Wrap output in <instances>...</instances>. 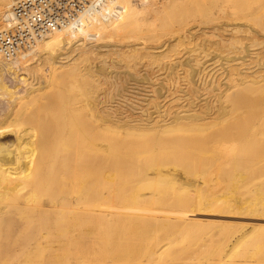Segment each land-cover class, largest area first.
I'll return each mask as SVG.
<instances>
[{"label": "bare ground", "instance_id": "obj_1", "mask_svg": "<svg viewBox=\"0 0 264 264\" xmlns=\"http://www.w3.org/2000/svg\"><path fill=\"white\" fill-rule=\"evenodd\" d=\"M10 1H12V0H0V8L6 2L9 3ZM138 1H140V0H137V2ZM179 1H180V3H179L180 5L177 6V7L174 5L175 7H173L171 5L169 6L168 0H167V2H166V0H162V1L161 0H142V2H143L142 5L143 6H141V9H139V7L137 9V8L134 7V0H90L89 7L87 8V10L84 13H82L78 17V19L79 18L80 19L81 18H86V17L90 16L89 17L90 23L92 21H98V27H93L92 28V30L97 32V33L94 34V36L97 37V42H95L94 44L93 43L92 44H86V43L85 44H81V43L78 44L79 40L76 39L77 41L74 40L75 42L72 44V42H70L72 39L68 38V36L69 35H71V36L75 35V32H74L75 30L73 31V30H70L68 28L64 32H59L65 38H56L57 40H59V41H57V43H61V44H63L62 46H64V45H66V42H70L73 45L72 47H74L73 51H75V52L81 51V52H78V53H80L79 55H81V54L82 55L83 54L86 55V54L89 53V51L93 52L95 55L96 54L100 55L99 56L100 62L97 61L99 63V66L97 64L96 65L97 67H96V69L94 68L95 69L94 70L93 68L91 69L90 65L87 64V66H89V68L92 70L91 71L89 69L90 70L89 71L87 69L89 71V72L87 71V73L91 72L90 74L94 75L95 71H96L97 74L100 75V76H102V74H103V76H104V74H105V76H108V75H110V72L109 73L106 72L108 66H107L106 61H104V58L105 57L107 58V57L115 56L118 59V57H121L120 56V51L117 49L118 44H116V42L111 43L114 40V38H118V35L121 37V40H124L126 42H128L127 40L130 39L131 37L134 38V39L141 40V41L143 40L144 42L150 41L151 38L148 36V33H147L148 31L146 30V26H149V25H146V24H149L150 21H152L151 23H155V22H157L159 20H162L165 23L162 24L160 27H164V28H158L156 26H151L152 27L151 32H159V31H167V30H169L167 34L162 35L161 37H159L158 40H160L162 37L165 38V36H168L169 34H170V36L171 35L174 36V34L181 33L180 31L182 30L183 27L191 25L190 22H189V25H187L188 24V20L187 19L188 18L189 19H193L191 17L192 15H193V17H195L196 15L200 16V20L201 21L203 20L206 23L207 22L209 23V21H210V23H211V19L212 18L214 19L213 15L215 14L214 12H213L214 13L213 15L210 14L211 8L213 10L218 9L219 13L222 12L224 14V9H223V7L221 5L225 6L224 4L228 3L227 5H230V7L232 5L231 8H233L232 9L233 11L231 9L228 10V11H232V13H230V15L228 13V16H233L234 17L233 19H230V20H234L235 19L236 21L238 20L239 23L240 22L243 23L244 22L243 20H245L246 23H249V25H248L249 29H247L245 31L247 32L248 30H250L251 32H253L256 35H259V36L261 35L260 39L262 40V38H263V40H262V42L259 40L260 42L257 41L258 42L257 43L254 40V38L252 39V37H251V38H249L248 41H250V39L253 40V41H251L250 44L247 45V46L244 44L246 46V47L244 46L245 47L244 49L241 48V50H243V52H241L242 56L240 55L238 58L237 57L221 58L224 61H222L221 59L220 60L222 62H226L225 65L227 63H229V62L233 63V65H234L233 70H234L235 66H237V67H239V69H241V71H244L242 74H244L246 72L249 73V71L252 70L253 67L258 68V69L259 68H263L264 69V64L261 63L262 62L261 60H259L260 56H259V58L257 57V59L259 61H261V62L258 61V63H255L254 66H252V64H253L252 60L250 62L249 61L250 59H248L249 57H251L250 54L252 52V50H250V48L251 49H255V47L261 46L262 43L264 44V0H241L242 2H240V0H211L210 6L208 8L204 7V9H200L199 3H200L201 0H179ZM203 1H205V0H203ZM238 1L241 3V5H240V3ZM140 2H139V4H141ZM205 2H207V1H205ZM243 2H244V4H243ZM171 4H172V2H171ZM193 4L195 6L194 7L195 9L192 8V7L190 8V6L193 5ZM137 6H138V4H137ZM191 9H193V10H191ZM198 9H200V10H198ZM213 10H211V13H212ZM7 11H8L7 9H1L0 10V17H1L2 13L8 15ZM225 12H227L226 9H225ZM211 16H213V17L211 18ZM220 16H222V15H220ZM223 16L227 17V15H223ZM4 17H6V16H4ZM197 18L199 19V17H197ZM196 19H194V21H195L194 24L197 22ZM216 20H219V17ZM240 20H242L243 22L240 21ZM191 21L193 22V20H191ZM1 22H2V20H1ZM77 22H78V20H77ZM208 23H207V25H208ZM213 23H214V21H213ZM200 24L202 25L201 22H200ZM200 24L198 23L197 26L200 25ZM236 24H237V22H236ZM202 26L204 27V25H202ZM245 26L247 27V25H245ZM72 27H75V26H72ZM208 27H210V26H208ZM89 28H91V26H89ZM2 29H4V26L1 24L0 25V30H2ZM188 29H190V28H188ZM201 30H202V28H201ZM234 30H235V28H234ZM237 30L234 31V32H237ZM185 31H186V29H185ZM210 31H212V30H210ZM233 31H232V33H233ZM191 32H192V30L190 31V33ZM198 32H200V31H198ZM198 32H196V33L198 34ZM213 33H216V32H213ZM205 34L203 33L202 36H204ZM189 35L190 34H188V36ZM156 36H159V35H156ZM207 37H208V35H207ZM168 38H172V36L171 37L168 36ZM210 38H208V39H210ZM213 38H215V37H213ZM187 39H188V37H187ZM189 39H193V38L190 37ZM49 40H50V42H52L53 39H49ZM183 40H184V38H183ZM108 41H111V42H108ZM179 41L181 43V40H179ZM236 41H238V39ZM43 42L44 41L39 42L24 57H20V58L14 60L11 63H7L8 65L6 66L7 68H5V69H8L10 71H12V70L14 71L16 69V67H17V64L19 65L20 62L21 63L24 62V61L26 62L25 58L27 59L28 56H32V58L34 57L33 59L36 58L35 61L33 62L31 60L32 58L29 59L28 61L31 60L34 64H36L35 66H40L42 63L43 64L46 63L50 67V70H53V72L51 71V73H55V72L57 73V71L59 70V72L61 71L62 73L69 75V78H71L70 81H72L74 83L76 82L77 79H81V80L83 78L85 79V77H83L82 75L83 74H87V73L86 72L83 73V71L82 72L79 71V73L80 72L83 73L82 75H80L81 73L80 74L77 73V70H80V68L77 65H76L77 67H75L74 65L72 66V64L69 65V66L66 65V63L68 61H71V59L69 58L71 56L68 55L69 57H66L67 55L64 54V53H66V50H65L66 47H63L61 49V51L59 50L60 51V52L58 51L59 53L55 52V54H51V53H48V52L46 54H41V53L40 54H36V53H34V51L37 50V49H38L37 52H39V50L40 51L42 50V49H39V46H41ZM204 42H210V41H201L202 44ZM202 44H200V45H202ZM205 44H207V43H205ZM54 45H57V44H54ZM129 46L131 48V44ZM197 46H196V48L194 47L195 48L194 50L192 49L193 51L192 50H190V51L195 52V54L198 57H202L203 63H201V64H206L207 62L214 60V57L210 56L209 53H206L207 51L204 50L202 48V46H200L198 48H197ZM165 47H164V45H162V46L160 45L159 48H156V50L157 49H162V48H164V49H162L160 51H154L155 55H157V57H159L160 55L158 56V54H161L162 52H164ZM70 48H71V46H70ZM127 48H128V46H127ZM130 48H128V49H130ZM260 48H259V50H260ZM66 49H68V48H66ZM135 50H137V49H135ZM138 50H140V49H138ZM262 50H264V48H262ZM43 51H41V52H43ZM184 51H187V50L184 49ZM189 52H185V53L183 52L184 53L183 55L186 54L188 57H186V58L183 57L184 61L179 62L180 65H183V64L189 65L190 64V62H191L190 57H192L191 56L192 54L188 55ZM260 52L258 53L259 55L261 54ZM134 53L136 54V52H134ZM168 54H170V53H168ZM180 54H182V53L180 52ZM237 54H238V52H237ZM256 54H257V52H256ZM64 55H66V56H64ZM136 55H137L136 56L137 58L135 60H133L134 63L136 61L139 62L142 59L144 60V58H151V56L149 57L150 54L146 55V56H144V55L138 56V54H136ZM152 55L155 56L154 54H152ZM177 55H179V53L178 54L176 53V55L174 54V56H176V57H177ZM252 55H254V53H252ZM153 56H152V58H153ZM255 56H257V55H254V58H255ZM61 57H63V58H61ZM95 57H98V56H95ZM86 58H85V60H86ZM254 58H253V60L255 61ZM68 59H70V60H68ZM77 59L80 60V58H77ZM177 59H178V57H177ZM72 61H73V59H72ZM121 61L116 62V60H114L113 63H112L114 66H112V68H114L115 66L119 67L120 65H123V63H121ZM214 61H216V60H214ZM77 62L78 61H76V64H77ZM217 62H215V63H217ZM74 63H75V61H74ZM83 63H86V62L84 61ZM131 63H132V61H131ZM176 63H177V60H176ZM80 64L82 65V63H80ZM128 64H129L128 66H130V63H128ZM197 64L198 63H196V65ZM208 64H210V63H207L206 65H208ZM217 64H218L217 67H220L218 70H221L222 76L224 77V79H226L225 81H227V82H225L226 86H225L224 90H221V91L219 89L220 86L218 87L216 85L217 83L215 84V86L219 89V90L215 89V91L216 90L219 91V93L217 94V100H216L217 104L213 107V106L209 105L208 103H206V100H205V102H203L204 106H203V108H200L199 112L197 111V110H199V109H197L198 108L197 106H192V107L188 106L187 107L185 105L187 107V109H186L185 106L180 105L178 110H177V116L175 117V113L176 112L172 113V114H174V116L171 114L172 117H173L171 122H167V121L161 120L162 116L165 117L166 112L164 114V112L162 110L159 111L157 109H156L157 111H155V112L153 111L152 112L153 115L155 114V116L154 117L152 116V117L156 118V121L154 123H153L154 120L151 121L152 120L151 117H150L151 113L149 112L150 113V115H149V113L147 114L144 110L141 111V115L139 114L140 116H142V117H140V119L138 118L137 120H133V118L132 119L126 118V120H125V118H124L125 121H123V117H118V116L114 117V116H112V113H109V109H103L102 108L105 111H103L104 114H101L102 117L100 118L99 115H95L94 112H93L94 111V106L96 104H98V103L94 104V106L91 108L89 103L91 104L92 102H90V101H92L93 99L91 100V98H89L88 95H90V94L87 95L88 97L86 96V99L84 98L85 100H87V99L90 100V101L87 100V102L84 100V102H86V103H83L84 105L88 103V106H90L89 107V114L87 115L86 112H84L85 116L87 115L86 117L89 119L88 121L91 123V125H90V123H89V125L92 126V128L94 127V129L95 128H99L100 131H102V133L103 132L113 133V134H115V136H118V137H120L121 135H132L134 137H139V138H141V137H146L147 138L148 137V139H149V136H151L150 135V131L153 130V128L155 126V123L160 124L161 122H163V124L161 126H159L160 130L159 129L156 130L157 128L154 129V130H156L154 132L156 134V136H157L158 133H160V135H161V134H168V133H170V134L174 133L175 134L178 131L187 132L186 136H184V137H181L180 135H179V137H176V135H174L175 137H169V135H168L169 139H166V142H168L166 144H168V145L170 144L169 140L172 139L173 143H172V145L170 144L171 146H174V145H177V146L179 145L180 146L181 145L182 147L187 148L185 150L187 152H183L184 154L179 152L180 158H178V155H179L178 152H176L174 150L173 152L177 153V157L173 158L172 155L169 156L165 152L168 156H164V157H161V158H159V156H157L158 158L157 159L155 158L156 160L152 159L154 157L151 156L152 157L151 159L153 161L149 159L150 162L146 161V163H144L145 166L143 165L144 167L137 166L136 165V162H137L136 158H138L139 155H137L138 157L136 155H134V153H137V151L134 150L135 148H132V150H131V147H129V151L131 150L130 151L131 153H129L130 155L127 154L128 155L127 157H124V155H126V154H123V153H126V152H123L122 148L119 149L120 147H118L119 146L118 144H116L118 146H114L113 142H112L111 144L109 143V144H105L104 145L105 142L103 140H101L99 133L98 134L96 132H95V134H93L94 132L90 133L93 129L92 128L90 129L88 127L89 130H91V131H89L87 129V126H89V125L86 126L87 123H85L84 124L85 126H83V123L81 124L79 122V121H81L80 118L79 117L76 118L78 113L74 114L76 112H74V109L73 110L71 109V105L72 104L68 103L69 100H67L68 104L62 103L61 106L59 107L60 108V112H61V113L59 112L60 113V115H59L60 117L59 116L55 117V118L53 117L54 121H53V124L51 125V127H49L50 129L46 130V132L44 130L43 131L44 134H42V135L38 134L39 137H36L35 139L33 137L34 134L32 135V137L34 139L32 144L29 141H27V142L25 141L26 143L24 144L21 141L22 139H20V141H21V143H20L19 141H17L18 139H16V140L14 139L13 134L12 135L9 134V136L13 137L12 138L13 140H11L12 142H9L10 140H8V143H6V145L4 144L3 150L1 149L3 152L1 151V153H0V178L3 181H6V183H5L6 185L2 186L3 188H5V191L2 192L3 190H0V226L2 225V223H1L2 220L8 215H10L9 217L14 216V218H16L19 215H22V217H24V218L26 217L25 219H27L28 221H31L33 219H37V221H38V220L41 219L40 220L41 222H42V220L45 222L46 221L45 220L46 217H47L48 220L54 219V221H56L58 219V217H59V219L62 218V220H64V217L67 216V217H65L67 219L64 220V222L67 221L66 223H64L62 220L60 222H63L64 224L60 223L58 221L59 222L58 224L59 225L63 224L64 228H66L65 224L68 225V233H66L67 237L66 236L65 237H66V239H68L67 243L69 244V247L68 246H67L68 248L65 247L67 252H66V250L64 251V252L67 253V255L65 256L66 258H64L65 262L67 264H92L93 258H94V262L96 261L95 264H117V263H122V262H124L122 264H153L154 262L159 261L163 257H167V255L169 254V251L171 249V244H172V246H174V244H175L174 243L175 241L172 242L168 238L172 239V237L175 236V239H177L178 236L176 237V235H179V234H175V233L177 231H179L178 229L187 228L193 223L192 222L193 220L191 219V217H194V216H192V214H193L192 212L193 211L197 212L200 207H202L203 210H205L204 209L205 207H210V209H213L217 205V203H216L217 199H215L212 196L213 194L212 195H208V193H207V196H206L207 198L202 197L204 191L197 187V189H199V190H201L203 192L198 190L199 193H202L201 197L198 196V193H196L198 197L195 198L193 196L194 194L190 195L189 192H191V190H187L185 186L183 187V184H184L183 180H182L183 181L182 182L183 183L182 186L179 185L180 182H176V180L178 178L175 179V176H174L175 173L173 175L170 173L172 175L171 177H170V174H169L168 177L167 176L165 177L163 175L162 171H161L162 170L161 169L162 166H166V165H170L171 166L172 165L171 166L173 168L172 172L174 171V169H176V166H177V168L178 167L181 168V170L180 169H177V170H179V171L183 170L187 175H192L193 173L196 174V171H198L197 169H195L196 167L200 166L199 168L202 169V170H203V168H205L206 165L203 166V164L200 165V164H196L194 162H191L190 161L191 158L189 160V157H191L193 155L192 154L193 151H191V148L195 149L197 146H199V145H196V143L200 144V142H202V144L204 145L203 142L208 143L209 141H214V139L217 138V137H211V135H209L210 137H208V135H207V137H205L204 135H202V133L200 134V132H203L206 129L208 130L209 127H207V126H209L213 122L212 121L210 123V122H206V121H211V119L220 120V118L221 117L223 118V116H225L226 114H227L226 116L228 117V114L232 116V114H234V113L240 114L238 116L233 115V118L234 119L237 118V121H245V120H250L251 119V121H249V123H247L246 126L243 128V130L241 132H239V133L228 134V133H225V131L224 132L223 131L217 132L218 133L217 136L219 137V139L222 138L225 141V137L224 136L226 135L228 137V139H230L232 144L233 143L236 144V142H237V143H240V145H242V146L244 145L245 146V147H242V148H244V150L241 148L242 152L239 155H237L236 153H232V152H231V154L228 155L227 152H226L227 153L226 154L225 152H222L220 150L222 153H225V154L224 155L222 154L221 156L218 155V156H220V158L218 156H217V158H218V160L219 159L220 160L221 159L222 160L223 159H227L228 161L231 158L232 162L231 161H229V162L231 164L234 163V164L231 165V167L233 165H235L236 163H238L239 161L244 162L245 167L243 165L242 170H244V168H246L245 171H246L247 174L245 173V171L243 172V174H245V175H248V174L251 175L252 174L251 176H253V174H254V175H259L257 177L261 178L260 173L256 174L257 171L254 168L255 167L256 168L260 167V168H257V170L259 172L264 170L263 167L261 168L262 164H264V98L261 96L262 95V91L264 90V73L262 75L260 74L261 76H258V73L261 71V69H260V71L258 73H256L258 77H256L255 73L254 74L250 73V75L251 74L255 75V77H253V78L249 77L250 80H248L247 78H246L247 80L244 79L243 75L241 76L242 78H235L236 76L232 77L227 72V69H231V68H227V69L224 68V64H221V62H219ZM78 65H79V63H78ZM133 65H134V67H136L135 66L136 64H133ZM35 66L31 69L32 71L34 70ZM85 66H86V64H85ZM128 66L125 64V67H124V65H123L124 68H127ZM226 66L228 67L229 64L226 65ZM199 67H200V65H199ZM208 68H209V66H208ZM36 69H37V67H36ZM29 70H26V71H29ZM169 70H170V68H169ZM188 70H190L189 71L190 77L193 78L194 74H195V70H194L193 66H189ZM84 71H85V69H84ZM238 71L240 72V70H238ZM238 71H236V72H238ZM35 72H36V70H35ZM262 72L263 71H261V73ZM29 73H31V72H29ZM32 73H34V72H32ZM114 73L117 74V72H113V70H111V74H114ZM187 73L188 72H186V74ZM159 74H160V72H159ZM232 74H233V72H232ZM235 74L237 75V73H235ZM34 75H36V74L34 73ZM87 75H89V74H87ZM95 76L98 77L97 75H95ZM105 76H104V78H105ZM238 76L239 75H237V77ZM42 77L34 76L33 79L31 78L32 79L31 83L28 81L30 84L27 83L28 84L27 88L25 87L26 88L25 89V92H26L25 95L27 97L28 96L30 97V95L33 96V94H34V96H35V94L36 95L38 94L36 97H38L40 95V91H41L40 85L46 83V81L44 80V77L43 78ZM187 77H189V76H187ZM90 78L92 79V76H90L89 79ZM112 78H113V80H111V79H109V80L114 81V77L113 76H112ZM229 78H230V80H228ZM231 78H234V79H231ZM46 80H47V78H46ZM86 80L89 81L88 79H86ZM86 80H84V82H80L81 84L84 83L82 85L83 88L80 86L81 89H76L77 87H79L78 85L75 87V89L80 91V93L82 92L81 94H84V95H81L78 91H76V92L79 93V94L77 93L78 95H81L80 98H82L83 96L85 97V93H88L89 91H91L89 89V85L91 86V84H90L91 82L90 83L88 82V84H89L88 85ZM117 80H118V77H117ZM93 81H94V79H92V83L94 84ZM176 81H178V80H176ZM228 82L230 83V85H229ZM70 83H69V85H70ZM205 83H207V82H205ZM213 83H215V82H213ZM213 83H211V84L213 85ZM191 84H193V83H191ZM212 85H211V90H214V88H216V87L214 86V88L212 89ZM66 86H68V85H66ZM46 87H44V88L46 89ZM92 87H93V85H92ZM92 87H90V88H92ZM242 87H244V88L240 89ZM69 88H70V86H69ZM72 88L74 89V87H72ZM73 89H72V91H73ZM157 90H156V92H157ZM242 90H245L243 93L248 91V94H249V92H250V94H249V96L243 97V99L239 100L240 99L239 95L242 93ZM195 91H197V90H195ZM95 92H97V91H95ZM193 92H194V90H193ZM204 92H205V90H204ZM216 93L217 92H215L214 94H216ZM21 94H22V91H21ZM159 94H158V98H160ZM75 95H76V93H75ZM151 95H152V93H151ZM221 96L223 97L222 101L224 102L223 99H226L227 102L226 101L225 102L227 104L225 102H224L225 104L221 103V101H220ZM36 97L34 98V100L36 99ZM91 97L94 98L93 96H91ZM197 97H198V95H197ZM19 98H21V97H19ZM22 98H24V97H22ZM31 98H33V97H31ZM31 98L29 100L31 102L30 106L32 107ZM80 98H78V99H80ZM13 100H15V99H13ZM13 100L10 103H13L14 102ZM228 100H229V102H228ZM58 101H60V100H58ZM97 101H100V100H97ZM149 101H151V100L149 99ZM37 103H39V102H37ZM15 104L16 103L11 104L12 108L7 110L4 113V115L0 116V132L1 133H2L5 125L7 127V124L9 123L8 121H9L10 117H12V111L14 112V108L16 107ZM17 104L19 106V102ZM83 104L80 105V108H81V106L85 107ZM101 104H104V103H101ZM177 104H179V103H177ZM157 105H158V107H160L159 103ZM172 105H173V103H172ZM26 106H27V104H26ZM42 108H43V105H42ZM86 108L88 109V107H86ZM29 110H30V108H29ZM34 110H35V108H34ZM82 110H84V109H82ZM240 110H243V112H239ZM17 111H19V110H17ZM20 111H22V109ZM29 112H33V111H29ZM29 112L26 113V116H27V114ZM39 112H40V109H39ZM95 112L98 113L97 111H95ZM82 113H83V111H82ZM100 113H102L101 110H100ZM144 113H146V114H144ZM15 114H16V111H15ZM37 114L38 113H36V115ZM42 114H43V111H42ZM30 115L34 116V113H30ZM71 115L75 116V117L73 116L72 118H73V120L75 118L76 122L79 120L78 121V126L81 124L82 128L86 127L85 128L86 130L85 131L83 130V131L86 133L87 130H88L87 133H89V134L86 133V135H85V133H84L83 135L82 134L78 135L80 130L79 131L76 130V133H78L77 135H76V133L72 134L73 130H70V129H74L77 126H76L75 120H74L75 125H74L73 120H71ZM113 115H115L114 112H113ZM168 115H166L167 116L166 120L169 121ZM17 116H21L20 112H19V115H17ZM28 116H29V114H28ZM37 117H39V115ZM86 117L84 118V120H86ZM143 117H145V119ZM44 118H45V116H44ZM53 118H52V120H53ZM141 118H143V119H141ZM208 118H210V120H207ZM222 118H221L220 121H222ZM11 120H13V118H11ZM19 120H20V118H19ZM36 120H37V118H36ZM42 120H43V118H42ZM218 120H216V123L218 122L220 125H221L222 122L224 123V121L219 122ZM115 122H117V123H115ZM218 123L216 124V126L219 125ZM12 124H14V123H11V121H10V124H9L10 127H14V125L11 126ZM71 124L74 125V128H73V125L71 127L69 126ZM214 124H212L213 126L211 125V128L215 126ZM39 125H41V124H39ZM231 126H234V124L231 123ZM6 127H5L4 130H6ZM79 128L81 129V127H78V129ZM7 129L9 130V128H7ZM222 130H224V129H222ZM4 132L6 133L8 131H4ZM194 133H196V135H194ZM40 134H41V132H40ZM155 134H154V136H155ZM187 134H189V135H187ZM14 136H16V135L14 134ZM41 137H43V138H41ZM27 138H26V140H27ZM157 138H153L152 140L149 139L150 142L152 141L151 143L150 142L146 143L148 140L145 142V144L142 143V146H141V148L139 150H144V151H146V150L148 151L149 150V152H150L151 149H155L157 146H159V143L161 141H163V139L160 138V140L161 139L162 140L160 142L159 141L156 142ZM154 139H156V140H154ZM219 139L217 138V140H219ZM158 140H159V138H158ZM221 140H219V141H221ZM142 142H143V140H142ZM22 143L27 148H25V146ZM27 143L31 144V145H28V146H30V149L28 148ZM38 144H40L41 146L38 145ZM73 144L75 146H77L78 144L79 145L82 144V146H84V147L80 146V148H77ZM194 145L196 146L195 148H193ZM73 146H74V148H73ZM179 146H178V148L180 149L181 147H179ZM200 146H201V144H200ZM161 147H163V146H161ZM202 147L204 148V146H202ZM202 147H199L198 150L201 151L200 148H202ZM72 148L74 150L77 148L76 152H79L78 155L83 153V152L80 153V151H79L80 149L85 152V149L83 150L82 148H86V152L89 150L88 152H94V153H96V155H95V157H93V159L92 158H87V159L83 158V160H82L81 158L84 156V153H83L82 157H80V155L77 157V155L75 156L76 152H74L75 154L72 153L73 152ZM174 148H176V147H174ZM188 148H190V149L188 150ZM227 148L228 147H226L225 149H227ZM171 149H173V148H170V150ZM213 149H212V151H213ZM228 149H231V148H228ZM235 149L237 150L238 148H235ZM235 149H233V151ZM24 150L25 151L28 150V151L26 153H24L23 152ZM120 150H122V151H120ZM195 150H197V148ZM195 150H194V153L196 152ZM209 150L210 149H208V151ZM217 150L218 149H216L215 151H217ZM245 150H246V153H243ZM144 151H142L143 154H144ZM182 151H184V150H181V152ZM199 151H198V154H199ZM208 151H206V153ZM224 151H226V150H224ZM20 152L23 153L22 154L23 156H24V154L27 155V157L26 158L24 157V159H23V156L20 155ZM175 153H173V154H175ZM203 153H202V155H204ZM18 154H19V157L22 158L23 160L19 159V157L17 156ZM169 154H170V151H169ZM196 154H197V152H196ZM134 156H135V158H134ZM160 156H162V155H160ZM205 156H208V155H205ZM228 157H229V159H228ZM78 159L81 160V161H79ZM204 159H205V157H204ZM216 161H215V164H216ZM199 162L202 163L203 161L201 160ZM207 162H209V161H207ZM230 163L227 164V162H226V164L229 165V166H230ZM207 164H209V163H207ZM240 164H241V162H240ZM257 164H259V165H257ZM212 165L214 166L213 163H212ZM212 165H211V167L209 166L210 169L213 167ZM236 165H238V164H236ZM133 166H134V168H137V169L139 167V169L141 168V170H139L137 172V175H135V177L133 178L132 181L128 182L127 175L132 173V172H134L132 170V169H134V168H132ZM135 166H137V167H135ZM158 166H161V167H159L161 170L160 169H155V167H158ZM170 166H167L165 168L163 167V169L169 170ZM201 166H203V168ZM215 166H216L215 168H217V164ZM226 167L227 166H225L224 168H226ZM220 168H222V167H220ZM239 168H240V166H239ZM218 169H219V167H218ZM215 170L217 171V169H215ZM230 170H232V169H230ZM239 170H241V168ZM224 171L227 172L228 169H226ZM221 174H223V171H222ZM229 174H232V173L229 172L228 175ZM234 174L235 173H234V169H233V174L232 175H234ZM243 174H241V176ZM228 175L226 176V174H224L223 177L225 178V176H226L225 179H228ZM183 176L185 177L186 175H183ZM194 176H196V175H194ZM194 176H192V178ZM210 176H212V175H210ZM237 176H239V175H236V178H237ZM196 178H193V179H196ZM181 179H182V177H181ZM186 179H184V180H186ZM210 179L212 180L211 177H210ZM216 179H220V178H216ZM233 179H235L234 176H233ZM202 180H203V178L201 179V181L200 180L199 181L202 182ZM214 180H215V178H214ZM187 181H186V184H188ZM206 181L209 183V178ZM206 181H203V182H206ZM207 182H206V184H207ZM220 182H219V184H221ZM253 182H255V181L253 180ZM257 184H260V183H257ZM217 185H214V187L216 188ZM203 186H201V187H203ZM254 186L252 185V187H254ZM204 187L202 189H204ZM191 188H192V185H191L190 189ZM17 189L20 190V191H18V192H20V198L17 197V196H13L14 198L16 197V199L12 200L13 204H11L10 202H8L7 198H5V197H7V195H9V196L12 195L15 191H17ZM188 189H189V187H188ZM197 189L194 188V190H197ZM209 189L207 188L206 190H208V191L213 190V189H210V190ZM221 189H223V188H221ZM9 191H10V193H9ZM216 191H210V193L211 192H216ZM18 192L16 193L17 195L19 194ZM192 192H193V190H192ZM231 192H233V191H231ZM248 192H247V194H248ZM255 192H256V189H255ZM255 192L249 193V196H250V194H252V196H253L255 194ZM222 193H223V191H222ZM252 196H250V197H252ZM219 197L222 199L223 196L222 197L219 196ZM225 198H227V197H225ZM224 199L222 201H226ZM232 200H234V199H232ZM152 202H158L159 204H157V205L160 208L154 209V210L153 209H151V210L146 209V205L148 203H152ZM215 203H216V205H214ZM239 203L242 204L240 201H239ZM240 204H238V205H240ZM65 209L68 210V212L65 211L67 214H65V216L62 217L60 214H64L65 212L64 213H62V212ZM210 209L206 208L205 212L207 210H210ZM201 213L203 214V211H201ZM207 213L209 214V211H207ZM207 213L205 215L204 214L203 215L206 216ZM196 214L199 215L200 213L199 214L196 213ZM222 214L224 215V213H222ZM223 215H222V217H223ZM240 215H241V213H240ZM224 216H228V215L225 214ZM22 217H20V219H22ZM18 219H19V217H18ZM195 220H198V219H195ZM200 221H204V220L201 219ZM210 221H212V220H210ZM210 221L208 220L207 224ZM48 222H46V224ZM205 222H206V220H205ZM215 222H216V220H215ZM55 223L57 224V222H55ZM199 223H200L201 226L203 225V223L202 224H201V222H199ZM199 223L197 222V223H193V224H195V226H196V224H197V226H200ZM224 223H227V221L224 222ZM231 223H233V222H231ZM235 223H237V222H235ZM43 224H45V223H41V227L45 226V225L43 226ZM207 224H205V225L207 226ZM211 224H210V226L208 225L209 227L213 226V227H211V229L217 228V227L214 226L215 225L214 223L211 222ZM218 224L221 225V223H218ZM238 224L239 223H237V226H239ZM243 224H245V223H242V225ZM63 225H61V227ZM223 225H225V224H223ZM247 225L249 226V224H247ZM255 225L253 227H255ZM228 226H229V228H228ZM228 226L226 224V230L229 231L230 225L228 224ZM234 226L232 225L233 228H234ZM250 226H251V224H250ZM88 227L90 228V231H91V229L94 230L93 228H95V230H94L95 235L94 234H90L91 237L90 236L88 237L89 234L85 235L84 231ZM176 227L177 228L180 227V228L177 229ZM253 227H251V229L254 230L255 228H253ZM49 228L46 227L45 229H43L41 231L45 232V230H46L45 235L48 236V234L50 233V230H51V228L50 229ZM150 228H153L151 230H154V232H151L150 230H148L147 233L149 232V234H146V235H149V236H145L144 237L143 233H141L143 235L140 236L141 235L140 232L142 231V229H145V231H146L147 229H150ZM155 228H158L159 231L158 232L155 231ZM243 228H245V226ZM257 228H258V226H257ZM259 228H260L261 232L262 231L264 232V228L263 227L261 228L259 226ZM58 229H59V232H60V230H62V232H60L61 234H63V231H65V229L63 230L62 228H60V226H57V231H58ZM217 229H221L220 226ZM237 229L238 230L233 229L232 231H229V232H232V233H229V234L227 233L225 235H223L221 233V231L223 232V230H220V232L217 231V233H219L217 235L218 238L222 240V238L224 237L223 239H225L224 240L225 242L224 241H223V243L221 242V244H224V245L220 244L221 248H220V245L218 247V244L220 243L221 240H218V242H219L218 243L216 241V238H214L216 233L214 234V236H212V237L209 236L208 239L206 241H204V242H207V241H210L209 240L210 238H213L212 241H210V242L211 243H213V242L216 243L217 242L216 244H214V243L212 244L213 246L214 245L217 246L216 249H214L212 252L209 251V249H210L209 245H211V243L206 245V247H205V244L203 245V247H205L206 252H207V250L209 252H211L210 254L208 252L207 256L208 257H213L212 261L215 262L216 264L226 263L227 260L229 259V257L232 256L231 253H233L234 249L237 246H239L242 242H245V240H246L245 238L246 237H247V240H249L252 237V235H253V234H251L252 232L256 233L255 231H253L251 229H250L251 231H249V229H248V231L246 230L247 232L244 231L245 229H243L244 232H242V230H239V227H237ZM261 229H263V230H261ZM57 231H56V233H59ZM87 231H88V233H90L89 229ZM145 231L143 230L142 232H145ZM228 231H226V232H228ZM65 232H67V229H66ZM226 232H224V233H226ZM51 233L54 234V232H51ZM159 234H161L162 240L164 239L163 241H165V240H166L165 242L168 241L167 244H165L161 240H160L161 242L159 243V239L161 238L159 236ZM173 234H175V235H173ZM221 234H222V238L219 237V235L221 236ZM56 235L58 236V234H56ZM249 235H250V237L248 238ZM57 236H55V237H57ZM59 236L61 237L62 235H59ZM93 236H95V237H93ZM169 236H171V237H169ZM217 236H215V237H217ZM65 237H63V238H65ZM57 238H58V240L61 239L59 237H57ZM63 238H62V240H63ZM45 239H46V237H44V240ZM50 239H52V238H50ZM53 239L55 241L56 238L53 237ZM226 239H227V241H226ZM54 241H52V243ZM55 242H58V241H55ZM64 243H66V242H64ZM161 243H164V244H162L163 246L161 245ZM51 247H53V246L51 245ZM207 247H209V249H206ZM65 248H63V249H65ZM196 251H197V254L199 255L198 250H196ZM195 252H194V254H196ZM206 252L204 251L202 254L206 255ZM37 253H38V251H37ZM37 253L35 252L34 256H38ZM39 253H40V255L38 257H40V256L43 257V254L41 255V253H44V250H42ZM55 254H57V253H55ZM203 256L204 255L201 256V254H200V257H203ZM96 257H98V260H96ZM215 257H216V259H214ZM240 257H249V256L242 254ZM10 264H12V262H10ZM13 264H15V263H13Z\"/></svg>", "mask_w": 264, "mask_h": 264}, {"label": "rangeland", "instance_id": "obj_2", "mask_svg": "<svg viewBox=\"0 0 264 264\" xmlns=\"http://www.w3.org/2000/svg\"><path fill=\"white\" fill-rule=\"evenodd\" d=\"M15 1V0H14ZM13 0L12 1H10L9 3L8 2H6L4 5H2V7L0 8V10L1 9H7L8 11H7V14H9V12H10V8H11V6H12V4H13V2H14ZM136 1V2H135ZM141 1V2H140ZM140 1H138L137 2V0H134V7L135 8H137L138 9V7H139V9H141V6H143L142 4H143V2H142V0H140ZM162 1V0H161ZM177 1V2H176ZM205 1H207V2H205ZM205 1H203V0H201L200 1V3H199V5H200V9H204V7L205 8H208L209 6H210V2H211V0H205ZM139 2L141 3V4H139ZM166 2H167V0H166ZM171 2H172V4H171ZM239 2V1H238ZM240 2H242L241 0H240ZM239 2V3H240ZM180 1L179 0H168V4H169V6L171 5V6H173V7H177V6H179L180 4ZM203 3V4H202ZM205 3V4H204ZM137 4H138V6H137ZM228 3H225L224 5L225 6H223V5H221L222 7H223V9H224V14L222 13V12H220L219 13V10L218 9H216V10H213L212 8H211V10H213L212 11V13H211V10H210V14L211 15H213L214 13V19L212 18L213 16H211V23H210V21H209V23H208V25H207V23L206 22H204L203 20V22L200 20V16H195L196 18L197 17H199V21L195 18V17H193V15L191 16L193 19H187L188 20V24L187 25H189V22H190V26H186V27H183L182 28V30L180 31L181 33H178V34H174V36L173 35H171L172 36V38H168V36L169 37H171L170 36V34L168 35V36H165V38L164 37H162L160 40H158L159 39V37H161L162 35H165V34H167L168 33V31L169 30H167V31H159V32H151V29H152V27L151 26H156V27H158V28H164V27H160L162 24H164L165 22L164 21H162V20H159V21H157V22H155V23H151L152 21H150L149 22V24H146V25H149V26H146V30L148 31L147 33H148V36L151 38L150 39V41H146V42H144L143 40L141 41V40H138V39H134V38H130V39H128L127 41L128 42H126V41H124V40H121V37L118 35V38H114V40L111 42V41H108V42H111V43H114V42H116V44H118V47H117V49L120 51V56L121 57H118V59H117V57H115V56H111V57H105L104 58V61H106V63H107V70H106V72H110V75H108V76H105V74H104V76H105V78H104V76H103V74H102V76H100V75H98L97 74V72L95 71V74L94 75H92V74H90V73H87V71L91 68H95L96 69V65L98 64V66H99V63L98 62H100V59H99V56L100 55H95L93 52H90L89 51V53L88 54H81V55H79L80 53H78V52H81V51H78V52H75V51H73V48L74 47H72L73 45V43L75 42V41H77L76 39H78L79 40V43L78 44H94L95 42H97V37L96 36H94V34L95 33H97L96 31H94V30H92V28L93 27H98V21H92L91 23H90V19H89V17L90 16H88V17H86V18H79L78 19V22H76V24L75 25H73V26H75V27H70L69 29L70 30H75L74 32H75V35H73V36H71V35H69L68 36V38H71L72 40L70 41V42H72V44L70 43V42H66V45H64V46H62L63 44H61V43H57V41H59V40H57L56 38H65V37H63L60 33H55V34H53V35H51L49 38H47L46 40H43L44 42L42 43V45L41 46H39V49H42L41 51H43V52H41L40 50H39V52H37V50H35L34 51V53H36V54H46L47 52L48 53H51V54H55V52L56 53H59L60 51H61V49L63 48V47H66V48H68V49H66L65 48V50H66V53H64V54H66V55H64V56H66V57H69V56H71V57H69L70 59H71V61H72V59H73V61L71 62V61H68L67 63H66V65H71L72 64V66L74 65L75 67H79L80 68V70H77V73H79V71H83V73H87V74H89V75H87V74H83V73H79L80 75H82L83 77H85V79L83 78L82 80L81 79H75L76 80V82L74 83V82H72V81H70V79L71 78H69V75H67V74H64V73H62L61 71L59 72V70L57 71V73L55 72V73H51V71L53 72V70H50V67L46 64V63H42L40 66H35L36 64H34L33 62L35 61V59H33L32 58V56H26L27 57V59L25 58V60H26V62L24 61V62H20L19 63V65L17 64V67H16V69L13 71H10V70H8V69H5V68H7L6 66L8 65L7 63H5V62H3V61H1V59H0V116H2V115H4V113L7 111V110H9V109H11L12 108V105L11 104H14V103H16L15 104V108H14V112L12 111V117H10V119H9V123L7 124V127H6V125H5V127H6V130H4L5 129V127H4V129H3V131H2V133L0 132V153H1V151L3 150V148H4V144L6 145V143H8V140H10L9 142H12L11 140H13L12 138L14 137V139L16 140V139H18L17 141H19L20 143H21V141L25 144L27 141H29L31 144L33 143V140L36 138V137H39V135H42V134H44V130H45V132H46V130H48V129H50L49 127H51V125L53 124V121H54V118L55 117H58L59 115H60V106H61V104L62 103H66V104H68V103H71L72 105H71V109L73 110L74 109V112H76V113H74V114H77L78 113V115H77V117L76 118H80V120L81 121H79L81 124L83 123V126H85L84 124L85 123H87L86 124V126L87 125H89V119L86 117L88 114H89V107L91 106V108L94 106V104H96V103H98V104H96L95 106H94V114L95 115H99V117L101 118L102 117V115L101 114H104L103 113V111H105V110H103V109H109V113H112V116H114V117H123V121H125L126 120V118H130V119H132L133 118V120H137L138 118L140 119V117H142V116H140L141 115V111H145L147 114L150 112L151 113V121H153V123L156 121V118H153L154 116H155V114L153 115L152 114V112L154 111H157V110H162L163 112H164V114H165V112H166V115H168V117H169V121L168 120H166V118H167V116L165 115V117H163L162 116V118H161V120H164V121H167V122H171L172 121V115L174 116V114H172V113H175V117L177 116V110H178V108H179V106L180 105H182V106H197L198 108L197 109H199V110H197L198 112L200 111V108H203V106H204V103L203 102H205V100H206V103H208L209 105H211V106H215L216 104H217V94L219 93V89H220V91L221 90H224V88H225V82H227V81H225L226 79H224V77L222 76V73H221V70H218L220 67H217V63H219V62H221V64H224V68H231V69H227V72H228V74H230L232 77L234 76H236L235 78H242L241 76L243 75V77H244V79H248V80H250V78H253V77H255V75H256V77H258V76H261L263 73H264V69L263 68H255V67H253L252 68V70H250L249 71V73H244V74H242L244 71H241V69H239V67H237V66H235V68H234V70H233V67H234V65H233V63H231V62H229V63H227L226 65H228L229 64V66L227 67L226 65H225V63L226 62H222V61H224V60H222L221 58H228V57H239L242 53L241 52H243V50H241V48L242 49H244L247 45H249L250 44V42L251 41H253V40H251L250 39V41H248L249 40V38H251L252 37V39L254 38V40L257 42V41H261L262 42V40H263V38H262V40L260 39L261 37V35L259 36V35H256V34H254L253 32H251L250 30H248L247 32L245 31V30H247V29H249L248 28V25H249V23H246V21L245 20H240V21H242L243 23H239V21L237 20H230V19H233L234 17L233 16H228V13H229V15H230V13H232V9L233 8H231L232 7V5H231V7H230V5H227ZM243 4H244V2H243ZM242 4V5H243ZM140 5V6H139ZM175 5V6H174ZM205 5V6H204ZM240 5H241V3H240ZM229 6V7H228ZM194 8L195 6H194V4L193 5H191L190 6V8ZM199 7V6H198ZM197 7V8H198ZM202 7V8H201ZM189 8V7H188ZM195 9V8H194ZM200 9H198V10H200ZM225 9L227 10V12H225ZM229 9H231L232 11H228ZM191 10H193V9H191ZM203 11V10H202ZM214 12V13H213ZM199 13V12H198ZM217 13V14H216ZM219 13V14H218ZM226 13V14H225ZM8 16V15H6V14H4V13H2L1 14V17H0V23L4 26V22H5V19H6V17H4V16ZM219 15V16H218ZM220 15H222V16H220ZM223 15H227V17L226 16H223ZM92 17V16H91ZM190 17V18H191ZM219 17V20H216L217 18ZM224 17V18H223ZM226 17V18H225ZM231 17V18H230ZM221 18V19H220ZM223 18V19H222ZM92 19V18H91ZM194 19H196V23L194 24ZM1 20H2V22H1ZM191 20H193V22L191 21ZM229 20V21H228ZM213 21H214V23H213ZM217 21V22H216ZM192 22V23H191ZM200 22L202 23V25H204V27L200 24ZM224 22V23H223ZM236 22H237V24H236ZM151 23V24H150ZM200 24V25H198L197 26V24ZM206 23V24H205ZM246 23V24H245ZM0 24V25H1ZM216 24V25H215ZM247 25V27L245 26V25ZM195 25V26H194ZM227 25V26H226ZM89 26H91V28H89ZM194 26V27H193ZM206 26V27H205ZM208 26H210V27H208ZM215 26V27H214ZM245 26V27H244ZM198 27V28H197ZM213 29H212V28ZM217 27V28H216ZM223 27V28H222ZM225 27V28H224ZM250 27V26H249ZM4 28H5V26H4ZM188 28H190V29H188ZM201 28H202V30H201ZM234 28H235V30H234ZM185 29H186V31H185ZM207 29V30H206ZM234 31H236L237 29V32H234ZM192 30V32L190 33V31ZM210 30H212V31H210ZM196 31V32H198V31H200V32H198V34L196 33H194V32ZM209 31V32H208ZM232 31H233V33H232ZM239 31V32H238ZM186 32V33H185ZM205 34L204 36H202V34L203 33ZM213 32H216V33H213ZM241 32V33H240ZM194 33V34H193ZM223 33V34H222ZM247 33V34H246ZM188 34H190L189 36L191 37V38H193V39H189L190 37L188 36ZM246 34V35H245ZM156 35H159V36H156ZM207 35H208V37H207ZM130 36V35H129ZM195 38H194V37ZM256 36V37H255ZM167 37V38H166ZM180 37V38H179ZM187 37H188V39H187ZM211 37V38H210ZM213 37H215V38H213ZM239 37V38H238ZM183 38H184V40H183ZM200 38V39H199ZM208 38H210V39H208ZM256 38V39H255ZM49 39H53L52 40V42H50V40ZM116 39V40H115ZM238 39V41H236ZM75 40V41H74ZM171 40V41H170ZM179 40H181V43H180V41ZM248 42H247V41ZM160 41V42H159ZM201 41H210V42H204L203 44L201 43ZM216 41V42H215ZM245 41V42H244ZM259 41V42H260ZM89 42V43H88ZM136 42V43H135ZM148 42V43H147ZM198 42V43H197ZM219 42V43H218ZM241 42V43H240ZM247 42V43H246ZM160 43V44H159ZM205 43H207V44H205ZM238 43V44H237ZM240 43V44H239ZM258 43V42H257ZM54 44H57V45H54ZM71 44V45H70ZM128 46V48H130V44H131V48L130 49H128L127 48V46ZM168 46H167V45ZM185 44V45H184ZM200 44H202V45H200ZM205 44V45H204ZM215 44V45H214ZM220 44V45H219ZM246 46H245V45ZM136 45V46H135ZM162 46V45H164V47H165V50H164V52H162L161 54H158V56L159 57H157V55H155V52L154 51H160V50H162V49H164V48H162V49H157L156 50V48H159V46ZM197 46V48L198 47H200V46H202V48L204 49V50H206L207 52L206 53H209L210 54V56H213L214 57V60H216V61H209V62H207V63H210V64H208V65H206V64H201V63H203V59H202V57H198L196 54H195V52H192L195 48H196V46ZM204 45V46H203ZM240 45V46H239ZM69 46V47H68ZM70 46H71V48H70ZM214 48H213V47ZM243 46V47H242ZM245 46V47H244ZM263 46V47H262ZM122 47V48H121ZM140 47V48H139ZM195 47V48H194ZM229 47V48H228ZM261 47V48H260ZM144 48V49H143ZM227 48V49H226ZM259 48H260V50H259ZM262 48H264V44L262 43V45L261 46H258V47H255V49H251L250 48V50H252V52H251V54H250V56L251 57H249L248 59H250L249 61L251 62V60H252V62H253V64H252V66H254L255 65V63H258V61L259 60H261V61H259V62H261V63H263L264 64V50H262ZM72 49V50H71ZM135 49H137V50H135ZM138 49H140V50H138ZM184 49H186L187 51H184ZM193 49V50H192ZM60 50V51H59ZM69 50V51H68ZM153 50V51H152ZM190 50H192V51H189ZM238 50V51H237ZM254 50V51H253ZM46 51V52H45ZM59 51V52H58ZM71 51V52H70ZM142 51V52H141ZM185 52H189V54L188 55H191L192 57H190V59H191V62H190V64L189 65H185V64H183V65H180V63L179 62H181V61H184V59H183V57H188L186 54V56L185 55H183ZM214 51V52H213ZM257 52V54H256V52ZM261 51V52H260ZM83 52V51H82ZM134 52H136V54H138V56H142V55H144V56H146V55H149V57L151 56V58H144V60L142 61H136L135 63L133 62V60H135L137 57V55L134 53ZM173 52V53H172ZM180 52L182 53V54H180ZM192 52V53H191ZM228 52V53H227ZM231 52V53H230ZM236 52V53H235ZM237 52H238V54H237ZM261 53L260 55L258 54V53ZM71 53V54H70ZM78 53V54H77ZM93 53V54H92ZM154 54L155 56H153L152 54ZM168 53H170V54H168ZM176 53L178 54L179 53V55H177V57H178V59H177V57L176 56H174V54L176 55ZM212 53V54H211ZM216 53V54H215ZM252 53H254V55H257V56H255V58H254V55H252ZM263 53V54H262ZM77 54V55H76ZM198 54V53H197ZM223 54V55H222ZM235 54V55H234ZM69 55V56H68ZM98 56V57H95V56ZM135 57H134V56ZM220 55V56H219ZM226 55V56H225ZM63 56V57H64ZM77 56V57H76ZM79 56V57H78ZM88 56V57H87ZM152 56H153V58H152ZM242 56V55H241ZM259 56H260V58H259ZM63 57H61V58H63ZM87 57V58H86ZM94 57V58H93ZM155 57V58H154ZM157 57V58H156ZM162 57V58H161ZM174 57V58H173ZM257 57L259 58V60L257 59ZM262 57V58H261ZM32 58V59H31ZM77 58H80V60L82 61H80L79 59H77ZM85 58H86V60H85ZM133 58V59H132ZM201 58V59H200ZM253 58L255 59V61L253 60ZM29 59H31L30 61H28ZM70 59H68V60H70ZM89 59V60H88ZM93 59V60H92ZM98 59V60H97ZM113 59V60H112ZM181 59V60H180ZM183 59V60H182ZM194 59V60H193ZM222 61H221V60ZM103 60V59H102ZM114 60H116V62H118V61H121V63H123V65H124V67H125V64L128 66L129 64L128 63H130V66H128L127 68H124L123 67V65H120L119 67L118 66H115L114 68H112V66H114L112 63H113V61ZM146 60V61H145ZM161 60V61H160ZM167 60V61H166ZM170 60V61H169ZM176 60H177V63H176ZM205 60V59H204ZM74 61H75V63H74ZM76 61H78L77 62V64H76ZM86 62V63H83V62ZM98 61V62H97ZM129 61V62H128ZM131 61H132V63H131ZM196 61V62H195ZM218 61V62H217ZM257 61V62H256ZM3 62V63H2ZM97 62V63H96ZM128 62V63H127ZM148 62V63H147ZM212 62V63H211ZM215 62H217V63H215ZM78 63H79V65L81 66H79L78 65ZM80 63H82V65L80 64ZM125 63V64H124ZM176 63V64H175ZM196 63H198L197 65H196ZM25 64V65H24ZM84 64V65H83ZM85 64H86V66H85ZM87 64L88 65H90V68H89V66H87ZM95 66H94V65ZM112 64V65H111ZM133 64H136L135 66L136 67H134V65ZM148 64V65H147ZM166 64V65H165ZM174 64V65H173ZM195 64V65H194ZM77 65V66H76ZM92 65V66H91ZM155 67H154V66ZM165 65V66H164ZM199 65H200V67H199ZM215 65V66H214ZM35 66V68H34V70L32 71L31 69L33 68ZM110 66V67H109ZM163 66V67H162ZM176 66V67H175ZM189 66H193V68H194V70H195V74H194V77L193 78H191L190 77V75H189V71L190 70H188V68H189ZM202 66V67H201ZM208 66H209V68H208ZM211 66V67H210ZM214 66V67H213ZM226 66V67H225ZM232 66V67H231ZM36 67H37V69H36ZM85 67V68H84ZM87 67V68H86ZM185 67V68H184ZM217 67V68H216ZM27 68V69H26ZM31 70H29V69ZM78 68V69H79ZM83 68V69H82ZM111 68V69H110ZM157 68V69H156ZM169 68H170V70H169ZM178 68V69H177ZM206 68V69H205ZM215 70H213V69ZM25 69V70H24ZM42 69V70H41ZM45 69V70H44ZM82 69V70H81ZM84 69H85V71H84ZM88 69V70H87ZM90 69V70H91ZM94 69V70H95ZM115 69V70H114ZM155 69V70H154ZM161 69V70H160ZM212 69V70H211ZM260 69H261V71H263L262 73H261V71H260ZM26 70H29V71H26ZM35 70H36V72H35ZM47 70V71H46ZM89 70V71H90ZM110 70V71H109ZM111 70H113V72H117V74H111ZM177 70V71H176ZM210 70V71H209ZM233 70V71H232ZM238 70H240V72L238 71ZM41 71V72H40ZM88 71V72H89ZM92 71V70H91ZM170 71V72H169ZM183 71V72H182ZM208 71V72H207ZM236 71H238V72H236ZM260 71V72H259ZM22 72V73H21ZM27 72V73H26ZM29 72H31V73H29ZM32 72H34L36 75H34V73H32ZM121 72V73H120ZM159 72H160V74H159ZM186 72H188L187 74H186ZM198 72V73H197ZM231 72V73H230ZM232 72H233V74H232ZM259 72V73H258ZM29 73V74H28ZM170 73V74H169ZM172 73V74H171ZM235 73H237V75H239L238 77H237V75L235 74ZM250 73H252V74H254L255 73V75H250ZM256 73H258V76H257V74ZM261 74V75H260ZM27 75V76H26ZM29 75V76H28ZM95 75H97L98 77H96ZM114 77V81H111V80H113V78H112V76ZM115 75V76H114ZM132 75V76H131ZM167 75V76H166ZM250 75V76H249ZM12 76V77H11ZM34 76H38V77H44V80L46 81V83L45 84H41L40 85V87H41V91H40V97L38 96V97H36L37 95L35 94V96H34V94H33V96L32 95H30V97L28 98L26 95H25V89L27 88V83H31V81H32V79H33V77ZM90 76H92V79H94V84L92 83V79L90 80L89 79V77ZM94 76V77H93ZM130 76V77H129ZM165 76V77H164ZM187 76H189V77H187ZM221 76V77H220ZM246 76V77H245ZM248 76V77H247ZM29 77V78H28ZM42 77V78H43ZM117 77H118V80H117ZM182 77V78H181ZM196 77V78H195ZM207 77V78H206ZM218 77V78H217ZM230 77V76H229ZM250 77V78H249ZM32 78V79H31ZM46 78H47V80H46ZM136 78V79H135ZM161 78V79H160ZM213 78V79H212ZM217 78V79H216ZM49 79V80H48ZM86 79H88L89 81H87ZM109 79H111V80H109ZM207 79V80H206ZM216 79V80H215ZM231 79H234V78H231ZM246 79V80H247ZM79 80V81H78ZM84 80H86L87 81V84H88V82L91 84V86L89 85V89L91 90V91H89L88 93H85V97L83 96L82 98H80L81 97V95H84V94H81L80 93V91H78V90H76V89H81V87H82V85L84 84H81L80 82H84ZM110 82H109V81ZM176 80H178V81H176ZM193 80V81H192ZM228 80H230V78L228 79ZM29 81V82H28ZM97 83H96V82ZM132 81V82H131ZM195 81V82H194ZM71 82V83H70ZM78 82V83H77ZM160 82V83H159ZM205 82H207V83H205ZM213 82H215V83H213ZM29 83V84H30ZM68 83V84H67ZM69 83H70V85H69ZM127 83V84H126ZM157 83V84H156ZM191 83H193V84H191ZM196 83V84H195ZM211 83H213V85L211 84ZM217 83V84H216ZM229 83V82H228ZM81 84V85H80ZM212 85V89L214 88V86H215V84L219 87V89L216 87V88H214V90H211V85ZM66 85H68V86H66ZM79 86V87H77L76 89H75V87L76 86ZM87 85V86H88ZM92 85H93V87H92ZM117 85V86H116ZM191 85V86H190ZM204 85V86H203ZM229 85H230V83H229ZM46 87V89L44 88V87ZM69 86H70V88H69ZM74 87V89L72 88V87ZM81 86V87H80ZM116 86V87H115ZM121 86V87H120ZM163 86V87H162ZM201 86V87H200ZM26 87V88H25ZM90 87H92V88H90ZM127 87V88H126ZM51 88V89H50ZM83 88V87H82ZM120 88V89H119ZM196 88V89H195ZM244 87H242V88H240V89H243ZM72 89H73V91H72ZM158 89V90H157ZM165 89V90H164ZM179 89V90H178ZM215 89H218V90H216L215 91ZM43 90V91H42ZM69 90V91H68ZM128 90V91H127ZM156 90H157V92H156ZM193 90H194V92H193ZM195 90H197V91H195ZM203 90V91H202ZM204 90H205V92H204ZM210 90V91H209ZM248 90V89H247ZM8 91V92H7ZM19 91V92H18ZM21 91H22V94H21ZM76 91H78L81 95H78L79 93L78 92H76ZM95 91H97V92H95ZM113 91V92H112ZM152 91V92H151ZM188 91V92H187ZM207 91V92H206ZM245 90H242V93L244 92ZM264 91V90H263ZM262 91V97L264 98V92ZM6 92V93H5ZM18 92V93H17ZM94 92V93H93ZM99 92V93H98ZM139 92V93H138ZM157 94H155V93ZM161 92V93H160ZM211 92V93H210ZM215 92H217L216 94H214ZM16 93V94H15ZM24 93V94H23ZM39 93V92H38ZM72 93V94H71ZM75 93H76V95H75ZM78 93V94H77ZM151 93H152V95H151ZM161 95H160V94ZM240 94L239 95V100H241V99H243V97H246V96H249V94H250V92H249V94H248V91L247 92H245V93H243V94ZM49 94V95H48ZM88 94H90L91 96H93L94 98H92L90 95H88ZM106 94V95H105ZM119 94V95H118ZM155 94V95H154ZM158 94H159V96H160V98H158ZM185 94V95H184ZM245 94V95H244ZM89 96V98H91V100L92 101H90V100H88V101H90V102H92L91 104L89 103V105L90 106H88V103L87 104H83V103H86L87 102V100H85L86 99V96ZM98 95V96H97ZM194 95V96H193ZM197 95H198V97H197ZM213 97H212V96ZM243 95V96H242ZM42 96V97H41ZM56 96V97H55ZM71 96V97H70ZM87 96V97H88ZM101 96V97H100ZM208 96V97H207ZM242 96V97H241ZM19 97H21V98H19ZM22 97H24V98H22ZM31 97H33V98H31ZM36 97V99L34 100V98ZM78 97V98H80V99H76V98ZM113 97V98H112ZM115 97V98H114ZM207 97V98H206ZM18 100H17V99ZM28 98V99H27ZM31 98V101H32V107L30 106L31 105V102H30V99ZM71 98V99H70ZM85 98V99H84ZM103 98V99H102ZM112 98V99H111ZM162 98V99H161ZM166 98V99H165ZM185 98V99H184ZM188 98V99H187ZM222 96H221V99H220V101H221V103H224L225 101H226V99H223L224 100V102L222 101ZM13 99H15V100H13L14 102L13 103H10L11 101ZM100 100V101H97V100ZM121 99V100H120ZM149 99L152 101H149ZM153 99V100H152ZM178 101H177V100ZM180 99V100H179ZM193 99V100H192ZM199 99V100H198ZM26 100V101H25ZM35 102H34V101ZM38 100V101H37ZM55 100V101H54ZM58 100H60V101H58ZM67 100H69L68 101V103H67ZM73 100V101H72ZM82 100V101H81ZM84 100L86 101V102H84ZM96 100V101H95ZM106 100V101H105ZM145 100V101H144ZM192 100V101H191ZM25 103H24V102ZM39 102V103H37V102ZM95 101V102H94ZM105 101V102H104ZM108 101V102H107ZM115 101V102H114ZM173 103V105H172V103ZM19 102V106H18V103ZM30 102V103H29ZM104 103V104H101V103ZM149 102V103H148ZM227 102V101H226ZM225 102V103H226ZM228 102H229V100H228ZM34 103V104H33ZM44 103V104H43ZM81 103V104H80ZM130 103V104H129ZM159 103V106L161 107H158V104ZM162 103V104H161ZM177 103H179V104H177ZM185 103V104H184ZM224 103V104H225ZM10 104V105H9ZM26 104H27V106H26ZM39 104V105H38ZM84 105L85 107H82L81 106V108H80V105ZM123 104V105H122ZM171 104V105H170ZM191 104V105H190ZM194 104V105H193ZM227 104V103H226ZM42 105H43V108H42ZM45 105V106H44ZM78 107H77V106ZM98 105V106H97ZM147 105V106H146ZM152 105V106H151ZM156 107H155V106ZM133 106V107H132ZM150 108H149V107ZM185 106V108L187 109V107ZM23 107V108H22ZM73 107V108H72ZM86 107H88V109L86 108ZM135 107V108H134ZM155 107V108H154ZM22 109V111H20L21 109ZM29 108H30V110H29ZM34 108H35V110H34ZM37 108V109H36ZM40 109V112H39V109ZM87 110H86V109ZM103 108V109H102ZM159 108V109H158ZM82 109H84V110H82ZM96 109V110H95ZM154 109V110H153ZM157 109V110H156ZM17 110H19V111H17ZM26 112H25V111ZM38 110V111H37ZM71 110V111H72ZM79 110V111H78ZM100 110L102 111V113H100ZM15 111H16V114H15ZM29 111H33V112H29ZM42 111H43V114H42ZM78 111V112H77ZM82 111H83V113H82ZM95 111H97L98 113H96ZM174 111V112H173ZM19 112H20V115L21 116H17V115H19ZM27 112H29L28 114H29V116H28V114H27V116H26V113ZM60 112V113H59ZM84 112H86V116H85V113ZM113 112H114V114L115 115H113ZM239 112H243V110H240ZM30 113H34V116H31L30 115ZM36 113H38L37 115H36ZM40 113V114H39ZM48 113V114H47ZM72 113V112H71ZM146 113H144V114H146ZM150 113H149V115H150ZM15 114V115H14ZM51 114V115H50ZM117 114V115H116ZM125 114V115H124ZM140 114V115H139ZM172 114V115H171ZM231 114V113H230ZM25 115V116H24ZM39 115V117H37ZM53 115V116H52ZM227 115V114H226ZM223 116V118H222V121H224V123L222 122V121H220L221 120V118H220V120H218V119H216V120H218L219 122H222L221 123V125L219 124L218 126H216V120H213V119H211V121H206V122H212L209 126H207V127H209L208 128V130L206 129H204L205 131H203V132H200V134L202 133V135H204L205 137H207V135H208V137H210L209 135H211V137H217L218 139H219V137L217 136L218 135V133L217 132H220V131H225V133H228V134H231V133H239V132H241L242 130H243V128L246 126V124L247 123H249V121H251V119L250 120H245V121H237V118H233V115H236V116H238V115H240V114H237V113H234V114H232V116L231 115H229L228 114V117L227 116ZM17 116V117H16ZM31 116V117H30ZM44 116H45V118H44ZM74 116V115H73ZM72 115H71V120H73V117ZM153 116V117H152ZM25 117V118H24ZM30 117V118H29ZM33 117V118H32ZM54 117V118H53ZM60 117V116H59ZM75 117V116H74ZM86 117V120H84V118ZM174 117V118H175ZM230 117V118H229ZM11 118H13V120H11ZM19 118H20V120H19ZM36 118H37V120H36ZM42 118H43V120H42ZM52 118H53V120H52ZM124 118H125V120H124ZM144 119H145V117H143ZM143 118H141V119H143ZM122 119V118H121ZM74 120H75V118H74ZM74 120H73V122H74ZM83 120V121H82ZM207 120H210V118H208ZM227 122H226V121ZM10 121H11V123H14V124H12L11 126H13L14 125V127H10ZM39 121V122H38ZM78 121L76 122V120H75V122H76V128H74V125H75V122H74V125L73 124H71V125H69L70 127L73 125V128L74 129H70V130H73V133L72 134H75L76 133V130L77 131H79L80 130V132H79V134L78 133H76V135L78 134V135H80V134H84L85 132V128H82V125L80 124L79 126H78ZM38 122V123H37ZM166 122V123H167ZM226 122V123H225ZM230 122V123H229ZM22 123V124H21ZM115 123H117V122H115ZM120 123V122H119ZM152 123V122H151ZM152 123V124H153ZM215 123V124H214ZM231 123H233L234 124V126H231ZM35 124V125H34ZM39 124H41V125H39ZM45 124V125H44ZM163 124V122H161L160 124H158V123H155V126H154V128H153V130H151L150 131V135L151 136H149V139L150 140H152L153 138H159V140H158V138H157V141L156 142H160L162 139H163V141H161L160 143H159V146H157L155 149H151L150 150V152H149V150L147 151H144V150H139L140 148H141V146H142V143L143 144H145V142L146 143H149L150 141H149V139H148V137L146 138V137H141V138H139V137H134V136H132V135H121L120 137H118V136H115V134H113V133H108V132H103L102 133V131H100V129L99 128H95L94 129V127L92 128V126H90L91 125V123H90V125L89 126H87V129L89 130V128L91 129H93L92 131L91 130H89V131H91L90 133H92V132H94L93 134H95V132L98 134H100V138H101V140H103L105 143H104V145L105 144H111L112 142H113V145L114 146H118V147H120L119 149H121L122 148V150H123V152H126V153H123V154H126V155H124V157H127L128 155H130L129 153H131L130 151L132 150V148H135L134 150H136L137 151V153H134V155H139V157L138 158H136V165L137 166H139V167H144L145 165H144V163H146V161H148V162H150L149 161V159L150 160H152V159H157L158 157L157 156H159V158H161V157H164V156H170V155H172L173 156V158L174 157H177V153H175V152H173L174 150L176 151V152H178V154H179V152L180 153H183V152H187V151H185L187 148H185V147H182L181 145L179 146V147H181L180 149L181 150H184V151H182L181 152V150L178 148V146L177 145H174V146H171L172 145V139L171 140H169L170 142V144L168 145V144H166V143H168V142H166V139H169V137H175L174 135H176V137H179V135L181 136V137H184V136H186V133L187 132H185V131H178L177 133H172V134H170V133H168V134H161L160 135V133H158L157 134V136H156V134L154 133L156 130H158L159 129V126H161ZM212 124H214L215 126L214 127H212L211 128V125ZM9 125V126H8ZM37 126V127H36ZM41 126V127H40ZM213 126V125H212ZM69 127V128H70ZM78 127H81V129L79 128L78 129ZM89 127V128H88ZM223 127V128H222ZM7 128H9V130L7 129ZM35 128V129H34ZM39 130H38V129ZM43 128V129H42ZM47 128V129H46ZM155 128H157L156 130H154ZM222 129H224V130H222ZM34 130V131H33ZM83 132H82V131ZM88 130H87V132H88ZM160 130V129H159ZM4 131H8V132H4ZM13 131V132H12ZM19 131V132H18ZM25 131V132H24ZM41 132V134H40V132ZM98 131V132H97ZM16 132V133H15ZM36 132V133H35ZM39 132V133H38ZM72 132V131H71ZM86 132V133H87ZM184 132V133H183ZM86 133H85V135H86ZM157 133V132H156ZM191 133V132H190ZM216 133V134H215ZM9 134L10 135H12L13 134V137H11V136H9ZM14 134L16 135V136H14ZM30 134V135H29ZM34 134V135H33ZM39 134V135H38ZM87 134H89V133H87ZM154 134H155V136H154ZM214 134V135H213ZM32 135H33V137H34V139H33V137H32ZM168 135H169V137H168ZM172 135V136H171ZM187 135H189V134H187ZM194 135H196V133H194ZM148 136V135H147ZM163 136V137H162ZM28 137V138H27ZM31 137V138H30ZM167 137V138H166ZM225 137V141H224V139H219V140H221V141H219V140H217V138H213L214 139V141H209L208 143H205V142H203L204 143V145L202 144V142H200V144H201V146H200V144H197L196 143V145H199V146H193V148H197V150L199 149V147H202V146H204V148L202 147V148H200V150L201 151H199V154H198V151L197 150H195V149H192L191 148V151H193V155L191 156V157H189V160H190V158H191V162H194V163H196V164H203V166H205V168H203V166H201L202 168H203V170L202 169H200L199 167H196L195 169H197L198 171H196V174L195 173H193L194 175H196V176H194L193 174L192 175H187L183 170V172L182 171H179V170H177V169H180L181 170V168H177V166H176V169H174V171L172 172V165L170 166V165H166V166H158V167H155V169H160L159 167H161V171H162V173H163V175L166 177H168L169 176V174L171 173L172 175L174 174V176H175V179H177L176 180V182H180L179 183V185H181L182 186V184H183V187L185 186L186 187V189L187 190H191V192H189L190 193V195L192 194H194L193 196L195 197V198H197L198 196H200L201 197V194L202 193H199L198 192V190L199 189H197V187L198 188H200L201 190H203V191H201V190H199V191H201V192H203V195H202V197H205V198H207L206 196H207V193H208V195H212L215 199H217V205H216V203L214 204V205H216L213 209H210V207H205L204 209L206 210V208L207 209H210V210H207V211H209V214L207 213V211L205 212V210H203V208L202 207H200L199 208V210L197 211V212H195V211H193L192 213L194 214H192V216H194V217H191V219L193 220L192 222L193 223H199V222H201V224L203 223V225L201 226L200 225V223H199V225L200 226H197V224H196V226H195V224H193L192 222V224L194 225H190L189 227H187V228H184V229H182V228H180V227H178V228H180V229H178L177 227V229L179 230V231H177L175 234H179V235H176V237H177V239H175V236L174 237H172V239L171 238H168L169 240H171L172 242H174L175 244H174V246H172V244H171V249H170V251H169V254L167 255V257H163L162 259H160L159 261H157V262H154L153 264H216L215 262H213L212 261V258L213 257H208L207 255V253L209 252V251H213L214 249H216V245H212L213 243L214 244H216L217 242H218V240H221V239H219L218 238V234L219 233H217V231L218 232H220V230H223V232L221 231V233L223 234V235H225V234H229V233H232V232H229V231H232L233 229H236V230H238L237 229V227H239V230H242V232H244V231H248V229H249V231H251V230H253V229H251V227H253L255 224V227H253V228H257V226H258V228L255 230H253V231H255L256 233H254V232H250L251 234H253L252 235V237L249 239V240H247V237L245 238L246 240H245V242H242L239 246H237L235 249H234V251H233V253H231V255L232 256H230L229 257V259L227 260V262L226 263H222V264H264V232L262 231H260V228H259V226L262 228H264V170H262V171H258L257 170V168H260V167H255L254 169H256V174L258 173H260V176H261V178L260 177H257V176H259V175H254L253 174V176H251V175H245V174H243V172L246 170V168H244V170H242V168H243V165H244V162H242V161H239L238 163H236V164H238V165H233L232 167H231V165L232 164H234V163H230L229 161H231V158H230V160L228 161L227 159H219L218 160V158H217V156L218 155H224L226 152L228 153V155L229 154H231V152L232 153H236L237 155H239V154H241V150L243 149L244 150V148H242V147H245L244 145L242 146V145H240V143H237L236 142V144L235 143H231V141H230V139H228V137L225 135L224 136ZM8 138V139H7ZM11 138V139H10ZM24 138V139H23ZM26 138H27V140H26ZM41 138H43V137H41ZM45 138V137H44ZM143 138V139H142ZM145 138V139H144ZM160 138H162L161 140H160ZM20 139H22L21 141H20ZM32 139V140H31ZM212 139V140H213ZM142 140H143V142H142ZM145 140V141H144ZM154 140H156V139H154ZM4 141V142H3ZM26 141V142H25ZM168 141V140H167ZM3 142V143H2ZM152 142V141H151ZM150 142V143H151ZM154 142V141H153ZM22 143V144H23ZM30 143H27V146L28 145H31ZM115 143V144H114ZM166 145H164V144ZM219 143V144H218ZM23 144V145H24ZM75 144V143H74ZM73 144V145H74ZM116 144H118V145H116ZM162 144V145H161ZM207 144V145H206ZM235 144V145H234ZM38 145H40V144H38ZM237 145V146H236ZM25 146V145H24ZM41 146V145H40ZM75 146V145H74ZM74 146H73V148H74ZM80 146L81 147H84V146H82V144L81 145H77V146H75V147H77V148H80ZM139 146V147H138ZM161 146H163V147H161ZM173 148V149H171L170 150V148ZM222 146V147H221ZM241 146V147H240ZM129 147H131V150L129 151ZM169 149H168V148ZM174 147H176V148H174ZM210 147V148H209ZM226 147H228V148H231V149H225ZM233 147V148H232ZM240 147V148H239ZM25 148H27L26 146H25ZM24 148V149H25ZM28 148L30 149V146H28ZM72 148V149H73ZM77 148L74 150L73 149V154H75L74 152H76L77 151ZM213 149V151H212V149ZM235 148H238L237 150L235 149ZM242 148V149H241ZM2 149V150H1ZM83 150L85 149V152H86V148H82ZM138 149V150H137ZM167 149V150H166ZM179 149V150H178ZM190 148H188V150H189ZM203 149V150H202ZM208 149H210L209 151H208ZM216 149H218L217 151H215ZM233 149H235L234 151H233ZM26 150V149H25ZM23 151L24 153H26L27 151ZM79 150V149H78ZM88 150V149H87ZM122 150H120V151H122ZM194 150L197 152V154H196V152L194 153ZM222 152H225V153H222ZM224 150H226V151H224ZM80 151V153L81 152H83L84 153V156H83V153L82 154H79L80 155V157H82L81 159L83 160V158H92L93 159V157H95V155H96V153H94V152H84V151H82L81 149L79 150ZM142 151H144V154H143V152ZM169 151H170V154H169ZM206 151H208L207 153H206ZM236 151V152H235ZM3 152V151H2ZM139 152V153H138ZM168 154H166V153ZM175 153V154H173V153ZM204 152V153H203ZM210 152V153H209ZM78 153L79 152H76V154H75V156L77 155V157L79 156L78 155ZM165 153V154H164ZM172 153V154H171ZM202 153L204 154V155H202ZM217 155H216V154ZM226 153V154H227ZM243 153H246V150L243 152ZM23 153H21L20 152V155H22ZM128 154V155H127ZM184 154V153H183ZM160 155H162V156H160ZM182 155V154H181ZM205 155H208V156H205ZM210 155V156H209ZM18 157H19V154L17 155ZM23 156V155H22ZM154 157V158H152V157ZM220 156H218L219 158H220ZM24 157L26 158L27 157V155H25L24 154V156H23V159H24ZM141 157V158H140ZM204 157H205V159H204ZM17 158V157H16ZM98 158V157H97ZM134 158H135V156H134ZM148 158V159H147ZM152 158V159H151ZM178 158H180V154L178 155ZM197 158V159H196ZM203 158V159H202ZM208 158V159H207ZM211 158V159H210ZM19 159H22V158H20L19 157ZM22 159V160H23ZM85 159V160H86ZM155 159V160H156ZM203 161L202 163H200L199 161H201V160ZM228 159H229V157H228ZM79 160V159H78ZM84 160V161H85ZM135 160V159H134ZM217 160V161H216ZM225 160V161H224ZM227 160V161H226ZM79 161H81V160H79ZM153 161V160H152ZM207 161H209V162H207ZM213 161V162H212ZM215 161H216V164H217V168H215L216 166V164H215ZM224 161V162H223ZM209 163V164H207V163ZM226 162H227V164L228 163H230V166L229 165H227L226 164ZM232 162V161H231ZM240 162H241V164H240ZM206 163V164H205ZM212 163L214 164V166L212 165ZM220 163V164H219ZM135 164V163H134ZM144 165V166H143ZM208 165V166H207ZM211 165L213 166L211 169H210V167H211ZM222 165V166H221ZM242 165V166H241ZM257 165H259V164H257ZM256 165V166H257ZM137 166H135V167H137ZM167 166H170L169 167V170H165V169H163V167L165 168V167H167ZM210 166V167H209ZM225 166H227L226 168H224ZM239 166H240V168H241V170H239L240 168H239ZM139 167H138V169L137 168H134V166L132 167V168H134V169H132L134 172H132V173H130V174H128L127 175V180H128V182L129 181H132L133 180V178L135 177V175H137V172L139 171V170H141V168L139 169ZM209 169H208V168ZM218 167H219V169H218ZM220 167H222V168H220ZM234 167V168H233ZM244 167H245V165H244ZM263 167V169H264V164H262V166H261V168ZM171 169V170H170ZM205 169V170H204ZM215 169H217V171L215 170ZM226 169H228V171L230 172V173H232L233 174V169H234V175H232V174H229L228 175V173L227 172H225L224 170H226ZM230 169H232V170H230ZM210 170V171H209ZM220 172H219V171ZM223 171V174H221L222 173V171ZM237 170V171H236ZM261 170V169H260ZM203 171V172H202ZM215 171V172H214ZM240 171V172H239ZM169 172V173H168ZM177 172V173H176ZM198 172V173H197ZM202 172V173H201ZM217 172V173H216ZM182 173V174H181ZM185 173V174H184ZM209 173V174H208ZM212 173V174H211ZM214 173V174H213ZM243 174L242 176H241V174ZM245 173H246V171H245ZM263 175H262V174ZM170 174V177L172 176ZM222 176H221V175ZM224 174H226V176L228 175V179H225L226 178V176H225V178L223 177V175ZM247 174V173H246ZM178 177H177V176ZM182 175V176H181ZM183 175H186L185 177L187 178H185ZM208 175V176H207ZM210 175H212V176H210ZM231 175V176H230ZM236 175H239V176H237V178H236ZM245 175V176H244ZM192 176H194L193 178H196V179H193L192 178ZM233 176H234V178L235 179H233ZM252 178H251V177ZM181 177H182V179H181ZM190 177V178H189ZM209 178V183L206 181V180H208V178ZM210 177L212 178V180L210 179ZM249 177V178H248ZM203 178V180H202V182H200L201 181V179ZM205 178V179H204ZM214 178H215V180H214ZM216 178H220V179H216ZM184 179H186V180H184ZM200 181H199V180ZM252 179V180H251ZM257 179V180H256ZM184 182H183V181ZM188 180V181H187ZM197 180V181H196ZM218 180V181H217ZM221 182H220V181ZM223 180V181H222ZM227 180V181H226ZM253 180L255 181V182H253ZM186 181H187V183L188 184H186ZM194 181V182H193ZM196 181V182H195ZM203 181H206L207 182V184H206V182H203ZM252 181V182H251ZM183 182V183H182ZM219 182L221 183V184H219ZM223 182V183H222ZM260 183V184H257V183ZM6 181H3L1 178H0V190H3L2 192H4L5 191V188H3L2 186H5L6 184ZM215 183V184H214ZM218 185H217V184ZM178 184V183H177ZM199 184V185H198ZM201 184V185H200ZM210 184V185H209ZM212 184V185H211ZM189 187V189H188V187ZM191 185H192V188L190 189V187H191ZM205 187H204V186ZM214 185H217L216 186V188L214 187ZM252 185L254 186V187H252ZM257 185V186H256ZM201 186H203L204 187V189L206 190L207 188L209 189H213V190H210V191H216V192H211L210 193V191H208V190H204V189H202L203 187H201ZM248 187V188H247ZM259 187V188H258ZM194 188L195 189H197V190H194ZM215 188V189H214ZM221 188H223V189H221ZM250 188V189H249ZM252 188V189H251ZM258 188V189H257ZM234 189V190H233ZM255 189H256V192H255ZM8 190V189H7ZM192 190H193V192H192ZM247 190V191H246ZM18 191H20V190H18L17 189V191H15L12 195H7V197H5V198H7V200H8V202H10L11 204H13V202H12V200H14V199H16V197L14 198L13 196H17V197H19L20 198V192H18ZM208 191V192H207ZM221 193H220V192ZM222 191H223V193H222ZM227 191V192H226ZM231 191H233V192H231ZM240 193H239V192ZM249 191V192H248ZM255 192V194L252 196V194H250V196H252V197H250L249 196V193H253V192ZM19 193L18 195L16 194V193ZM220 194H219V193ZM247 192H248V194H247ZM9 193H10V191H9ZM8 193V194H9ZM196 193H198V196H197V194ZM210 193V194H209ZM257 193V194H256ZM15 194V195H14ZM200 194V195H199ZM216 196H215V195ZM218 194V195H217ZM227 194V195H226ZM230 194V195H229ZM240 194V195H239ZM219 196H223L222 197V199L219 197ZM227 197V198H225V197ZM235 196V197H234ZM243 196V197H242ZM239 197V198H238ZM4 198V199H5ZM225 198V199H224ZM221 199V200H220ZM226 200V201H222V200ZM232 199H234V200H232ZM231 202H230V201ZM222 201V202H221ZM229 201V202H228ZM239 201L242 203V204H240L239 203ZM228 202V203H227ZM157 204H159L158 202H152V203H148L147 205H146V209H148V210H151V209H158V208H160ZM238 204H240V205H238ZM201 209V210H200ZM239 212H238V211ZM65 211H67L68 212V210H64L62 213H64ZM200 211V212H199ZM201 211H203V214L205 215L206 213H207V215L206 216H204L202 213H201ZM241 211V212H240ZM195 212V213H194ZM205 212V213H204ZM196 213H200L199 215H197ZM222 213H224V215L226 214V215H228V216H224ZM240 213H241V215H240ZM65 214H67L66 212L64 213V214H60L62 217L63 216H65ZM211 214V215H210ZM238 214V215H237ZM218 215V216H217ZM222 215H223V217H222ZM10 215H8V216H6L3 220H2V225L0 226V264H10V262H12V264L13 263H15V264H63L64 262H65V259L64 258H66L65 256L67 255V250H66V248H68L69 247V244L67 243L68 242V239H66V237H67V235H66V233H68V225H66L65 224V226H66V228H64V223H66L67 221H65L64 222V220L65 219H67V218H65V217H67V216H65L64 217V220H62V218L61 219H59V217H58V219L56 220V221H54V219H50V220H48L47 219V217H46V221L44 222L43 220H42V222L40 221V220H38L37 221V219H33V220H31V221H28L27 219H25L24 217H22V215H19V216H17L16 218H14V216H11V217H9ZM24 216V215H23ZM239 216V217H238ZM18 217H19V219H18ZM20 217H22V219H20ZM228 217V218H227ZM236 218V219H235ZM13 219V220H12ZM195 219H198V220H195ZM202 219V220H204V221H200V220ZM53 220V221H52ZM63 221V222H60V221ZM205 220H206V222H205ZM208 220L210 221V220H212V221H210L209 223L211 224V222L212 223H214L215 225V227H219L220 226V228L221 229H217V228H214V229H211V227H213V226H211V227H209L210 226V224L208 223L207 224V222H208ZM214 220V221H213ZM215 220H216V222H215ZM49 221V222H48ZM60 223H63V224H61V225H63L62 227H61V225H59L58 223L59 222ZM220 221V222H219ZM222 221V222H221ZM227 221V223H224V222H226ZM46 222H48L47 224H46ZM51 222V223H50ZM53 222V223H52ZM55 222H57V224L55 223ZM221 223V225H219L218 223ZM231 222H233V223H231ZM235 222H237V223H239L238 225L239 226H237V223H235ZM40 223V224H39ZM41 223H45V224H43V226L46 228V227H50L51 228V230H50V233L48 234V236L47 235H45V232H46V230H45V232L44 231H41V230H43V229H45L44 227H41ZM218 225H217V224ZM241 223V224H240ZM242 223H245V224H243L242 225ZM49 224V225H48ZM53 224V225H52ZM205 224H207V226L209 227H207ZM223 224H225V225H223ZM226 224H227V226H228V224L230 225V229H229V231L228 230H226ZM247 224H249V226L247 225ZM250 224H251V226H250ZM258 224V225H257ZM260 224V225H259ZM48 225V226H47ZM60 226V228H64L65 229V231H66V229H67V232H65V231H63V234H61L60 232H62V230H60V232H59V229H58V231H57V226ZM161 225V224H160ZM206 227H205V226ZM212 225V224H211ZM217 225V226H216ZM232 225L234 226V228L232 227ZM262 225V226H261ZM55 226V227H54ZM245 226V228H243ZM94 227V226H93ZM205 227V228H204ZM225 227V228H224ZM232 227V228H231ZM248 227V228H247ZM250 227V228H249ZM49 228V229H50ZM53 228V229H52ZM208 228V229H207ZM224 228V229H223ZM228 228H229V226H228ZM227 228V229H228ZM63 229V230H64ZM85 229V228H84ZM89 229V232L90 233H88V230ZM94 230H95V228H93ZM151 229H153V228H150V229H147L146 231H145V229H142V231L144 230L145 232H140V234L141 233H143L144 234V237L145 236H149V235H146V234H149V232L147 233V231L148 230H150L151 232H154V230H151ZM243 229H245L244 231H243ZM251 229V230H250ZM259 229V230H258ZM55 230V231H54ZM94 230H92L91 229V231H90V228L88 227V228H86V230L84 231V233H85V235H87V234H89L88 235V237L90 236V234H94L95 235V232H94ZM139 230V229H138ZM225 230V231H224ZM261 230H263V229H261ZM41 231V232H40ZM56 231L57 232H59V233H56ZM94 233H93V232ZM155 231H159V229L158 228H155ZM226 231H228V232H226ZM246 231V232H247ZM51 232H54V234L53 233H51ZM87 232V233H86ZM92 232V233H91ZM224 232H226V233H224ZM216 233V234H215ZM51 234V235H50ZM56 234H58V236L56 235ZM143 234H141L140 236H142ZM164 234V233H163ZM175 234H173V235H175ZM214 234H215V236H217V237H215L214 236ZM222 234H221V236L219 235V237H221L222 238ZM250 234V235H251ZM44 235V236H43ZM59 235H62L63 237H65V238H63L62 236V238H63V240H62V238L59 236ZM250 235L248 236V238L250 237ZM52 236V237H51ZM55 236H57V237H59V238H61L60 240H58V238L57 237H55ZM159 236L161 237V234H159ZM212 237V236H214V238H216V243L215 242H213V243H211L210 241H212V239L213 238H210L209 240L210 241H207V242H204V241H206L207 239H208V237ZM44 237H46V239L44 240ZM53 237L54 238H56L55 239V241H58V242H55L54 241V239H53ZM91 237V236H90ZM93 237H95V236H93ZM169 237H171V236H169ZM181 237V238H180ZM43 240H42V239ZM50 238H52V239H50ZM179 238V239H178ZM224 238V237H223ZM222 238V240L220 241V243L218 244V247H219V245L221 244V242L223 243V241L225 240V239H223ZM226 238V237H225ZM50 239V240H49ZM65 239V240H64ZM175 239V240H174ZM163 241L162 240V237L159 239V243L161 242V241ZM51 241V242H50ZM52 241H54L53 243H52ZM61 241V242H60ZM166 241V240H165ZM165 241H163L165 244H167V242H165ZM177 241V242H176ZM226 241H227V239H226ZM64 242H66V243H64ZM225 242V241H224ZM55 243V244H54ZM164 243H161V245L162 244H164ZM209 243H211V245H209L210 246V249H209V247H207L206 249H209V251L207 250V252H206V250H205V247H206V245H208ZM61 244V245H60ZM205 244V247H203V245ZM51 245L53 246V247H51ZM56 245V246H55ZM58 245V246H57ZM221 245H224V244H221ZM221 245H220V248H221ZM63 246V247H62ZM68 246V247H67ZM163 246V245H162ZM61 247V248H60ZM66 247V248H65ZM200 247V248H199ZM63 248H65V249H63ZM62 251H60V250ZM204 249V250H203ZM212 249V250H211ZM40 250V251H39ZM42 250H44V253H41V255L43 254V257H38L39 255H40V253L39 252H41ZM54 250V251H53ZM66 250V252H64ZM196 250H198V253H199V255L197 254V251ZM37 251H38V253H37ZM56 251V252H55ZM196 251V252H195ZM206 252V255L205 254H202L203 252ZM37 253V255L38 256H34L35 254L34 253ZM46 252V253H45ZM48 252V253H47ZM51 252V253H50ZM54 252V253H53ZM194 252L197 254H194ZM211 252H209V254L211 253ZM55 253H57V254H55ZM50 254V255H49ZM53 254V255H52ZM65 254V255H64ZM200 254H201V256L202 255H204L203 257H200ZM242 254H244V255H247V256H249V257H240ZM56 255V256H55ZM47 256V257H46ZM51 256V257H50ZM60 256V257H59ZM52 259V260H51ZM214 259H216V257L214 258ZM96 260H98V257H96ZM54 261V262H53ZM60 261V262H59ZM48 262V263H47ZM53 262V263H52ZM56 262V263H55ZM94 258H93V260H92V264H95L96 263V261L94 262ZM122 263H124V262H122ZM122 263H117V264H122ZM64 264H67L66 262L64 263Z\"/></svg>", "mask_w": 264, "mask_h": 264}, {"label": "built area", "instance_id": "obj_3", "mask_svg": "<svg viewBox=\"0 0 264 264\" xmlns=\"http://www.w3.org/2000/svg\"><path fill=\"white\" fill-rule=\"evenodd\" d=\"M90 0H15L0 30V59L27 55L39 42L72 27Z\"/></svg>", "mask_w": 264, "mask_h": 264}]
</instances>
